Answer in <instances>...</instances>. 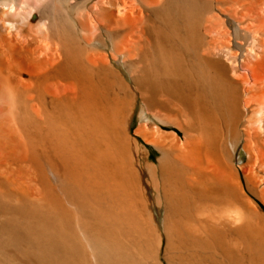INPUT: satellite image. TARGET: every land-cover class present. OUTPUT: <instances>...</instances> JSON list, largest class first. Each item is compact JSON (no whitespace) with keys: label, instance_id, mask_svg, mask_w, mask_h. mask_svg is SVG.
<instances>
[{"label":"bare ground","instance_id":"1","mask_svg":"<svg viewBox=\"0 0 264 264\" xmlns=\"http://www.w3.org/2000/svg\"><path fill=\"white\" fill-rule=\"evenodd\" d=\"M0 264H264V0H0Z\"/></svg>","mask_w":264,"mask_h":264},{"label":"rangeland","instance_id":"2","mask_svg":"<svg viewBox=\"0 0 264 264\" xmlns=\"http://www.w3.org/2000/svg\"><path fill=\"white\" fill-rule=\"evenodd\" d=\"M137 116V117H136ZM135 116V119H134V128L138 125V123H139V119H138V115H136ZM150 149H151V151H152V154H153V159L154 158H156L157 156H158V152L154 149V148H152V147H150ZM239 156H241L242 158H246V155L243 153V152H239Z\"/></svg>","mask_w":264,"mask_h":264}]
</instances>
